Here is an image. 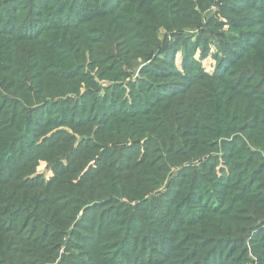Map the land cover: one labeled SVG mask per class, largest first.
<instances>
[{
  "label": "trees",
  "instance_id": "16d2710c",
  "mask_svg": "<svg viewBox=\"0 0 264 264\" xmlns=\"http://www.w3.org/2000/svg\"><path fill=\"white\" fill-rule=\"evenodd\" d=\"M227 1L221 16L228 20V32L217 33L221 43L218 50L220 56L213 54L205 44L202 48H196L200 49V57H210L214 62L210 73L205 71L202 63L193 62L186 66L184 75L177 76L183 79L186 85L184 90L176 93L170 91L169 95L160 94L152 99L148 92V99L141 100L136 106L123 100H115L108 97V94L99 97V93L92 95L93 91L88 92L93 82L89 81V76L83 71L86 59L94 60L96 68L93 73L100 75L99 61L94 57L99 58L102 37L108 44L122 41L124 47H129L133 52L135 45L128 46V43L146 37V20L155 11V4H158L159 12L156 28L163 25L167 31L172 32L179 29L183 20L191 26L207 23L209 27H218L219 23L217 24L211 12H205L202 16L206 0H110L106 3L105 0H0V185L12 183L20 188L22 183L31 181L23 177L31 173L29 166L39 161V155L56 153L61 148L68 152L69 148L61 141V132L51 130L62 125H74L81 129L91 123L102 125L108 138L118 135L128 146L127 155L119 160L121 169L117 171H131V167L139 163L142 165L141 158L131 164L135 156L143 150L148 153L150 149L153 150V155L163 145L156 136L162 138V142L167 140L170 130L162 127L161 130L158 129L152 118L158 112L156 108L160 104L167 103L162 107L166 109L172 98L179 96L183 100L185 95L204 86L200 84L203 81L220 83L197 90L191 101L186 102L185 108L192 118L183 124V129L185 127V130H192L191 137L195 142L201 143V146L211 138L218 137L220 132L225 137H230V140L221 139L218 144L222 151V167L219 174L215 172V167L209 168L216 174L213 182L201 180L196 184L190 181L182 184L181 178L178 180V188L170 191L175 195L174 198L171 199L172 196L167 193L169 201L167 204L163 203L161 208L167 213L168 232L162 228L166 225L161 229L151 226L150 217L159 211L157 207L149 209L144 216L138 215L134 207L123 206L120 211H110L115 213L113 217H123L121 221L124 224L118 228L119 236L115 238L111 237L117 235L114 229L120 223H112L114 218L111 221L96 219L97 213H94L88 215L86 222L81 220L72 231L66 230L68 240L63 245L66 254L54 264H226L234 256V251L230 247L229 252L223 256L224 251L220 249L229 246L225 245L227 240L239 239L233 235L237 230L239 234L243 229L250 231L262 225L264 227L262 210L255 212V219L250 220H244L245 217L238 214L239 204L244 200H253L255 211L264 207V182L258 180L264 177V0ZM247 12L253 13V16H249ZM168 17L174 18V24L166 23ZM250 28L258 30L244 32ZM104 31L107 33L101 36ZM225 35H232L228 38L231 43L223 41ZM145 46L151 50L159 47L157 41H150ZM214 46L216 47L215 44ZM196 49L192 47V50ZM164 51L166 49L160 50L162 54ZM172 51L168 52V60L173 67ZM151 77L156 78L153 75ZM255 80L257 82L252 84ZM136 88L147 89L144 85ZM157 91H161V88ZM181 99L175 100L176 110L184 106ZM148 100H151L149 105ZM207 112L208 115H205ZM128 119L136 121L140 126L136 135L144 138L142 142L127 137L129 128L119 121ZM192 119L195 120L194 123H191ZM235 124L241 125L239 131H250V134L245 138L236 131ZM217 125L220 129L216 128ZM97 137L102 138L103 135L97 132ZM196 137L203 140H196ZM241 139H249L263 154L257 150H249ZM147 144L149 145L146 147ZM195 146L194 143L192 147ZM213 147L212 144L208 146L209 149ZM85 149L88 153L82 157L83 161L96 158L97 164L102 163L103 166L108 163L112 150L109 146L99 147L91 139ZM123 149L125 148L121 146L120 150ZM194 150L193 148L192 151ZM69 153L74 157L78 152L70 150ZM242 153L244 156L248 153L252 157L244 159ZM124 158L125 162L122 161ZM255 158L262 163L252 167ZM214 160L215 158H211L208 162L214 164ZM108 165L114 167L113 163L109 162ZM215 166L217 167V163ZM255 167L257 168L253 170ZM50 169L53 175L48 181V188L61 184L81 186L85 180L91 181L88 179L94 177L91 170H84L83 165L68 169V166L55 161ZM66 174L75 175V178L60 180ZM110 174L111 172H107L105 177H111ZM96 175H104V172ZM209 185L213 192L210 198L206 196ZM180 186L183 191L180 194L181 202L175 204ZM191 191H196L200 200ZM119 193L123 194L122 191ZM191 204L195 205L194 211L198 215L191 214V219H188L190 212L187 208ZM98 206L95 205L91 211ZM38 207L42 209L43 206L37 202L34 211ZM54 207L50 212H40L43 228L35 242L37 248L27 244L24 252L26 259L22 263L29 264L37 258L48 260L53 256L57 257L60 244L45 241L52 239L61 242L64 232L60 227L65 225L66 220L62 213L69 206H64L66 208L60 214L64 207ZM23 210L19 206L5 204L0 198V219L10 213V229L16 226ZM105 212L107 214V210ZM23 214L31 218L30 214ZM155 218L159 220L158 216ZM229 220H232L236 228L229 224ZM37 222L30 231L21 229L25 222L15 229L16 232L6 230L7 226H0V255L11 254L14 257V248L32 234ZM237 222L240 223L239 226ZM243 222L252 224L246 226L242 225ZM221 223L224 224L220 225ZM79 228L87 234H77ZM4 235L10 238L6 240ZM110 238L112 241L106 242ZM241 239L243 237L237 242ZM187 241L189 245L184 248ZM214 245L220 247L218 254L215 251L217 247L210 250ZM101 247L106 252H98ZM182 247L186 251L185 255L174 261V253L176 255ZM96 259L99 260L98 263Z\"/></svg>",
  "mask_w": 264,
  "mask_h": 264
},
{
  "label": "rangeland",
  "instance_id": "374dc122",
  "mask_svg": "<svg viewBox=\"0 0 264 264\" xmlns=\"http://www.w3.org/2000/svg\"><path fill=\"white\" fill-rule=\"evenodd\" d=\"M107 1L110 0H105V3ZM227 3V0H206V3L202 8V16L205 12H211L217 24L219 23L218 27H209L207 23L191 26L186 23V20H183L178 26L179 29L172 32L167 31L163 25H159V27L156 28V18L159 12L157 10L158 4H155L153 6L155 11L149 15L146 20V27H148L146 37L137 38L138 40L135 42L128 43V46L135 45V50L133 52L129 50V47H124L122 41H115L108 44L104 37H100L99 58L96 56L94 57L95 60L99 61L100 75L93 73L94 68H96L94 60L87 58L83 65V71L89 76V81L93 82V86L89 88L88 92L93 91L92 95L99 93V97L108 94V97H112L115 100H123V102H126L127 104H135L137 106L140 104L141 100L146 101L148 99V92L152 99L158 97L160 94L169 95L170 91L176 93L178 90H184L186 85L183 79L177 76L184 75L187 65L192 64L193 62L199 64L202 63L205 71L208 73H210L214 66V62L210 57L206 58L204 55H201L200 57V49L197 50V46L202 48L203 44H205L213 54L215 53L220 56L218 50L221 48V43H219L217 33L228 32L226 31V22L228 20L221 16V11H224ZM211 7H215V9L212 10ZM247 14L253 16V13L247 12ZM174 22V18L168 17L166 19V23L168 24H174ZM257 30L258 28H250L245 29L244 32L252 33ZM106 33L107 32L104 31L101 36ZM236 33H239V31ZM230 37H232V35H229L228 37L225 35V38H223L224 40H221L231 43L232 41L228 39ZM150 41H157L159 47L151 50L149 47L145 46V44L148 45ZM192 47L196 50H192ZM162 49H166L163 54L160 52ZM170 50H173L172 53H174L173 67L169 65L168 60V52ZM151 75L156 78L151 77ZM256 82L257 81L255 80L252 84ZM200 84L204 86L198 87V89L188 93L183 97V100L181 97L176 96L168 101L169 107L166 105L168 108H162L167 103H162L156 108L158 112L152 116L155 120V126L160 130L161 127L165 129L167 128L170 130V133L167 140H164V142H162V138L156 136L158 141L163 144L160 146L159 150H157V153L151 155L153 150L150 149L148 153L143 150L141 154L139 153L135 156L131 164H134L138 158H141L142 165H139V163L136 166L131 167V171L128 170L122 173L117 171V169H121L119 160L121 157L127 155L128 143L124 142V139V141H121L118 135L108 138L102 125H94L90 123L86 124L85 127L81 129H77L74 125H62L51 129L52 132H61L62 143L66 144L69 151H77V156H71L69 151L66 152L63 148L59 149L56 153H43L38 156V162L32 163L29 166V168L32 169L31 173L28 176L23 177V179L27 178V180H31L29 183H22V187L20 188H16L12 183L0 185V198L4 200L5 204H12L24 209L18 217L14 228H9L12 224V221L8 219L11 216L10 213L5 217H1L0 226H7L8 228L6 230L16 232L15 229L25 222L26 224L21 229L24 231H30L33 224L38 221L37 227L32 234L16 245L17 248H14L16 250L13 252L14 257H12L11 254L0 255V264H28V262L22 263L26 259L24 252H26L27 244H29L28 246H35V248H37L35 242L37 241L39 232L43 228V225H41L40 212L42 214L45 211L50 212L55 208L54 206L57 205L61 207L66 205L69 206L66 211L63 212L66 208L64 207L59 212V214L63 212V216L66 217L65 225L60 227L64 233L61 236V242L52 239H46L45 242H55L60 244L59 249L57 250L58 255L57 257L53 256L48 260L37 258L33 262L30 261L29 264H54L56 261H60L64 256V253L66 254V250L63 247L68 240V237L65 236L66 230L67 232L72 231L81 220L86 222V219L89 217L88 215L97 213L95 216L96 219L103 221H111L114 218L112 223H120L119 226L114 229L115 233H117L118 228L124 224L123 221H121L123 217H120V215L113 217L115 213L110 211H120L123 206L129 208L134 207L138 215L142 214L140 216L147 215L149 209L157 207L159 211L155 216H158L159 220H157L155 216H151V226L161 229L162 226L166 225L162 228H164L165 232H168L169 223L167 222V213L165 209L161 208L163 203L167 204L169 201L166 197L167 193L178 188V180L181 178H183L182 184L186 181H190L191 183L194 182V184H196V182L199 183L201 180L213 182L216 179V174L209 170V168L215 167V172L219 174V170L222 167V151L220 147L218 148V144L222 141L221 139H231L230 137H225V135H222L220 132L217 135L218 137L211 138L209 142H206L205 145L201 146V143L195 142L191 137V134H193L192 130H185V127L183 129V124H186L187 121L192 118L189 115V111L185 108L186 102L189 103L191 101L190 99L197 94V90L220 85V83L212 80L203 81ZM140 85L146 86L147 89H137L136 86ZM159 88H161V91H157ZM180 99L183 101L184 106L182 105V108L176 110L174 107L175 100ZM150 102L151 100H148L147 105H149ZM89 104L90 103H88V106ZM205 115H208V112ZM123 122L125 123L123 124ZM194 122L195 120L192 119L191 123ZM119 123L129 128V132L127 133L128 138L137 140L138 142L143 141L144 138L137 137L136 135L140 128L136 121L128 119L126 121H119ZM234 126L236 127V131H239L241 125L235 124ZM216 128L220 129V126L217 125ZM262 130L264 131V129ZM52 132L50 134H52ZM97 132L101 133L103 137L98 138ZM239 132L245 138L250 134V131ZM50 134H47V136ZM169 138H172V140ZM196 138V140L199 141L203 140L198 137ZM90 139L91 141L98 143L99 147L109 146L112 148L108 157L109 161L105 166H103L102 163L97 164L96 158L88 161L82 160V157L88 153L85 148ZM241 140L245 142L249 150H257L263 154L261 149L255 144H252L249 139ZM194 143L196 146L192 147ZM211 144L214 145V147L209 149L208 146ZM148 145L149 144H147L146 147ZM121 146L125 149L120 150ZM193 148L195 149L194 151H192ZM142 153H144L143 156ZM241 156H243L244 159L252 157V155L248 153H246L245 156L242 153ZM211 158H215L214 164L208 162ZM54 160L68 166V169H72L74 166L78 167L79 165H83L84 170H91L94 177L88 179L91 181L85 180L84 184L81 186L61 184L59 186L52 185L48 188V181L52 179L53 175V172L50 171V167L55 162ZM125 160V158L122 159L123 162H125ZM254 160L255 162L251 165L252 167L257 164L259 166L262 163L258 158H255ZM109 162L113 163L114 167L111 168L112 165H108ZM215 163H217V167L215 166ZM146 170H148V172H145ZM103 172L104 175H96ZM107 172H111V177H105ZM2 177L5 179L4 176ZM63 178L70 180L71 178H75V175L69 176L66 174L65 176H61L60 180L63 181ZM258 180L264 182V177L259 178ZM28 184L31 185L28 186ZM181 186L179 189V197L176 199L175 204L181 202L180 194L183 192ZM120 191H122L123 194H120ZM194 192L196 193V198L200 200L199 194L196 191H191V194H194ZM170 195L172 196L171 199L175 196L171 193ZM206 196H209V198L213 196L211 185L207 187ZM192 198L195 197L192 196ZM250 199H252V197H250ZM37 202L41 203L43 207L42 209L38 207V209L34 211ZM190 202L192 203V201ZM198 202L199 201H197V203ZM97 204L99 206L94 211H91V209ZM239 205L240 213L238 214H242L245 217L244 220H250V218L255 219V212L260 210L264 212V207L256 209V211L254 210L253 200H244V202H240ZM193 206L195 205L191 204L187 208V211L190 212L188 214V219H191V214L198 215L194 211L195 208ZM73 208L75 209L73 210ZM105 210H107V214ZM141 211L144 212L142 213ZM24 212L30 214L31 218L29 219L25 217L23 214ZM84 216L86 217L83 218ZM239 217L240 216H237V218ZM233 221L235 222L236 220ZM223 224L224 223H221L220 225ZM229 224H231L233 228H236L232 223V220H229ZM251 224L252 222L242 223V225L246 226H250ZM239 225L240 223L237 222V226ZM262 226L250 231L248 229H243L239 234L237 230L233 235L237 236L239 239L243 237L240 242H237L239 239H236V241L235 239H229L225 242V245L229 244L228 247L220 249L219 245H214L210 250H214V248L217 247V250H215L216 254H218V249H220L224 251L223 256H225L226 252H229V248L232 247L234 256H231L226 264H264V227ZM226 228L227 227L225 226V229ZM76 233L79 235L87 234L86 231L81 228H79V231H76ZM117 236H119L118 233L111 238ZM210 236L211 235H207V237ZM196 237L198 238L199 235ZM4 238L7 240L10 236L4 235ZM111 238L106 242L112 241ZM216 239L219 238L216 237ZM188 241L183 246L184 248H187L189 245ZM183 247L177 251L178 253H176V255L174 253V261L179 260L185 255L186 251ZM18 251L23 252V254L20 255ZM100 251L106 252V249L101 247L98 249V252ZM74 254H76V252H74ZM176 256L179 257L176 259ZM198 258L199 257H196L197 260H199ZM96 262L98 263L99 260L96 259ZM185 264H188V262Z\"/></svg>",
  "mask_w": 264,
  "mask_h": 264
},
{
  "label": "built area",
  "instance_id": "2783aa9c",
  "mask_svg": "<svg viewBox=\"0 0 264 264\" xmlns=\"http://www.w3.org/2000/svg\"><path fill=\"white\" fill-rule=\"evenodd\" d=\"M211 9H212V10H214V9H215V7H211Z\"/></svg>",
  "mask_w": 264,
  "mask_h": 264
}]
</instances>
